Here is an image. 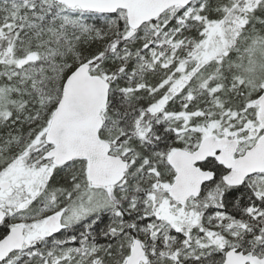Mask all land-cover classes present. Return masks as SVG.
Returning a JSON list of instances; mask_svg holds the SVG:
<instances>
[{
	"label": "snow or ice",
	"instance_id": "obj_1",
	"mask_svg": "<svg viewBox=\"0 0 264 264\" xmlns=\"http://www.w3.org/2000/svg\"><path fill=\"white\" fill-rule=\"evenodd\" d=\"M0 264H264V0H0Z\"/></svg>",
	"mask_w": 264,
	"mask_h": 264
}]
</instances>
